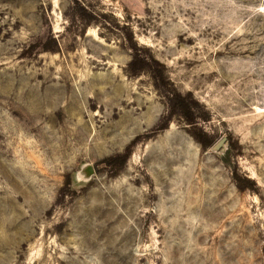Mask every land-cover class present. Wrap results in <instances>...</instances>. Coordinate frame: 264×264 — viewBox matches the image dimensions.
Instances as JSON below:
<instances>
[{
  "label": "rangeland",
  "instance_id": "374dc122",
  "mask_svg": "<svg viewBox=\"0 0 264 264\" xmlns=\"http://www.w3.org/2000/svg\"><path fill=\"white\" fill-rule=\"evenodd\" d=\"M0 264H264V0H0Z\"/></svg>",
  "mask_w": 264,
  "mask_h": 264
},
{
  "label": "trees",
  "instance_id": "16d2710c",
  "mask_svg": "<svg viewBox=\"0 0 264 264\" xmlns=\"http://www.w3.org/2000/svg\"><path fill=\"white\" fill-rule=\"evenodd\" d=\"M182 103H183L182 112H183L184 116L186 117V119L188 121L192 122L194 120L193 115H191L192 106L190 105L189 102H187L184 99H183ZM199 139H200V141L204 147H209L212 145V140L206 134L199 136ZM131 146L132 145H130L128 147L127 152L125 154L118 156V158H116V159L112 158L110 161H112V162L117 161V162H119L120 165L125 164L129 158V156H130ZM233 177H234L237 185L241 189H255L257 187L256 182L254 180H252L251 178H248L246 176L241 175L238 172V170H234Z\"/></svg>",
  "mask_w": 264,
  "mask_h": 264
}]
</instances>
